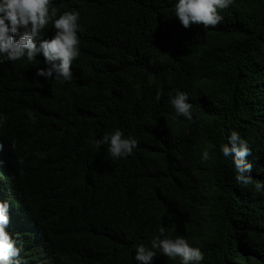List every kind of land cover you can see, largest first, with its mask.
<instances>
[{"label": "trees", "instance_id": "trees-1", "mask_svg": "<svg viewBox=\"0 0 264 264\" xmlns=\"http://www.w3.org/2000/svg\"><path fill=\"white\" fill-rule=\"evenodd\" d=\"M173 3L55 0L83 26L63 85L35 76L42 56L0 62V200L22 264H136L161 225L201 264H264V192L238 185L219 152L238 131L264 180V0H233L207 29L182 27ZM173 88L189 94L191 121L172 118ZM116 128L139 143L113 160L94 140Z\"/></svg>", "mask_w": 264, "mask_h": 264}, {"label": "clouds", "instance_id": "clouds-1", "mask_svg": "<svg viewBox=\"0 0 264 264\" xmlns=\"http://www.w3.org/2000/svg\"><path fill=\"white\" fill-rule=\"evenodd\" d=\"M232 3L233 0H174V17L184 28L193 24L202 25L203 29L214 28L224 20L220 11ZM80 18L78 9L61 11L55 6V0H0V62L25 59L32 62L42 56L43 67L36 68V77L54 80L60 85L71 81V66L80 56L78 33L83 31ZM49 25L53 35L43 38ZM168 104L174 110L173 119H193L194 106L189 102L186 91L171 89L168 92ZM27 116L35 123L36 118L31 111ZM3 123L0 118V125ZM226 139L227 143L220 146L219 152L224 158L230 159L235 182L240 186L252 185L258 193L264 192V180H253L250 175L252 164L245 159L252 152L248 141L236 130H232ZM138 143L137 138L125 136L118 128L94 140L97 149L107 145V152L113 160L132 155ZM214 148L215 145L209 144L202 151L201 162L210 159L209 149ZM39 155L42 157L43 154ZM8 225L9 202L0 200V264H22L20 254L24 242L19 233L13 234L7 230ZM158 253L171 260L179 258L180 264H201L204 259L199 248L192 247L182 235L169 237L162 225L148 244L139 243L135 246L133 259L136 264H154Z\"/></svg>", "mask_w": 264, "mask_h": 264}]
</instances>
